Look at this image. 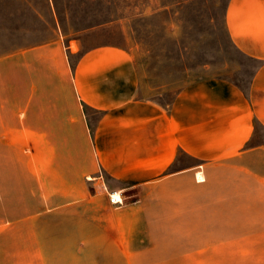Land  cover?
Wrapping results in <instances>:
<instances>
[{"label":"crops","instance_id":"0c3cea01","mask_svg":"<svg viewBox=\"0 0 264 264\" xmlns=\"http://www.w3.org/2000/svg\"><path fill=\"white\" fill-rule=\"evenodd\" d=\"M224 24L256 62L244 83L205 77L146 98L125 50L104 45L75 62L78 98L102 113L97 166L131 193L75 208L72 228L99 242L96 264H264V0H227Z\"/></svg>","mask_w":264,"mask_h":264},{"label":"rangeland","instance_id":"374dc122","mask_svg":"<svg viewBox=\"0 0 264 264\" xmlns=\"http://www.w3.org/2000/svg\"><path fill=\"white\" fill-rule=\"evenodd\" d=\"M226 1L0 0V264H96L99 242L72 228L75 208L88 195L109 202L115 191L116 206L131 197L97 166L102 113L74 89L78 57L125 50L146 98L166 100L205 77L244 83L256 62L230 41Z\"/></svg>","mask_w":264,"mask_h":264},{"label":"built area","instance_id":"2783aa9c","mask_svg":"<svg viewBox=\"0 0 264 264\" xmlns=\"http://www.w3.org/2000/svg\"><path fill=\"white\" fill-rule=\"evenodd\" d=\"M104 188L106 189V186L103 185ZM109 202L110 203H118L120 202V197L119 195L114 191V192H109Z\"/></svg>","mask_w":264,"mask_h":264}]
</instances>
